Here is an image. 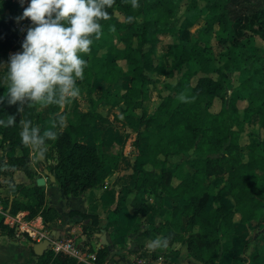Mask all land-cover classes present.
I'll list each match as a JSON object with an SVG mask.
<instances>
[{
	"label": "trees",
	"instance_id": "16d2710c",
	"mask_svg": "<svg viewBox=\"0 0 264 264\" xmlns=\"http://www.w3.org/2000/svg\"><path fill=\"white\" fill-rule=\"evenodd\" d=\"M199 1H203L205 9L202 29L198 28L190 40L167 43L171 57L168 74L175 67L183 65L184 69L175 82H162L167 92L159 94L161 101L155 114L145 110L143 100L150 95L151 87L148 85L154 87L162 81L160 76L166 75L162 59L155 62L152 54L159 41L158 32L171 29L177 23L176 0H138L139 7L135 9L126 0H115L114 6L107 9L110 19L102 21L101 38L90 45V54L83 56L88 66L84 70V79L77 81V85L84 83L90 93L97 79L104 80L108 89L97 101L106 102L109 88L119 87L122 78L123 69L117 60H125L131 84L120 92L121 116L116 114L115 118L135 131L134 145L138 144L139 136L147 138L148 155V159L132 173L136 195L130 202L140 222L144 221L149 210L153 211L156 220L148 225L161 237L168 238V247L177 242L184 243L190 256L204 263H214L221 251L230 248L236 214L238 221H254V227L264 222V133L261 132L264 129V78L258 79L256 84L252 79L253 72L264 69L257 63L260 54L248 47L253 45L254 33L264 41V18L260 19L263 24H258L255 32L246 30L244 26L238 32L235 30V24L243 17L258 14L264 9V0H188L184 15L187 19L193 21L201 14ZM118 13L125 18L133 17V20L128 22ZM13 27L12 13H0V56L7 63L11 54L23 51V40ZM203 29L214 30L217 42L223 46L219 55L213 53L207 44ZM26 35L27 30L23 34L24 39ZM108 38L116 42L107 44ZM100 49L104 50L100 52ZM105 53L113 57L109 59ZM152 72L154 77L149 75ZM235 72L237 83L234 82ZM5 86L0 78V96L6 92ZM244 90L248 94L242 112L248 116V123L254 115L257 116L255 131L258 134L255 139L241 143L247 121L242 118L238 100L244 98ZM181 95L185 99H180ZM215 99L219 100V106L212 109ZM95 101L90 99V110L79 112L77 102L73 100L64 111L67 124L61 130L56 129V140L46 141L43 155L50 159L49 171L63 194H82L96 184L97 172L101 168L115 167L120 158L119 152L101 149V130L94 131L96 143L93 145L78 139L86 136L90 122L96 119L108 121L96 108ZM17 108L18 105H8L7 102L0 104V119L15 115L16 118L31 120L41 132L49 127L54 114L59 111L56 106H49L50 115L42 119L39 105H25L22 113H18ZM134 109H140V114L135 115ZM20 131L21 126L17 123L13 127L0 126V148L17 137ZM171 155L181 157L180 162L173 163L177 170L167 168ZM8 160L24 169L28 176L34 175L27 155L12 153ZM183 162L194 167L192 173L181 169ZM211 175L223 177V182L209 188L203 179ZM11 189L12 193L19 192L25 197L24 201L13 199L11 212L20 208L27 209L29 216L38 212L44 201L42 187L12 183ZM225 190L232 201L228 208L221 201ZM140 191L152 196L151 204L138 196ZM211 194L215 206L208 208L206 203ZM164 196H186L187 201L167 209L160 216ZM79 214L87 234L85 244L92 250L89 239L94 237V231L99 227V218L94 214ZM184 216L186 222L182 227ZM251 239L244 240L243 245ZM108 253L106 245L96 250V262L104 264ZM38 261L40 264H87L51 248L38 255Z\"/></svg>",
	"mask_w": 264,
	"mask_h": 264
},
{
	"label": "crops",
	"instance_id": "0c3cea01",
	"mask_svg": "<svg viewBox=\"0 0 264 264\" xmlns=\"http://www.w3.org/2000/svg\"><path fill=\"white\" fill-rule=\"evenodd\" d=\"M11 13L14 19L13 29L16 32L18 31L17 28H19L18 25L21 26L22 24L30 27V24H26L25 20H23L24 23H16L19 18L13 7H11ZM106 57L108 58V56ZM6 64L7 61L0 56V65H3L0 66L2 69L0 70V78L3 84H7ZM130 84V76L125 69L120 80L119 93L114 88H109L107 101L98 102L97 99L102 92L108 89V83L102 79H97L90 93H88L84 83H79L77 86L80 89V95L75 99L77 111L90 110L92 108L90 99L96 100L97 109H99V106L109 109L112 108L113 104H116V108L120 111L122 104L120 92ZM49 115L48 107H40V117L42 119ZM65 117L66 125L68 120L66 115ZM20 119L19 117L16 118L17 124H19ZM256 120L257 116H254V121L256 122ZM89 125L86 136L78 139L86 144L93 145L96 143L94 131L101 130V149L106 152H119L120 158L117 165L115 167L106 166L101 168L97 172L96 184L87 188L82 194H63L54 181H51L41 169V166L49 169L50 159L45 158L44 155L43 159H38L36 150L25 147L21 142L20 135H18L12 141H7L5 147L0 148V203L5 210L11 212L13 199H22L24 201L25 197L22 194L19 192L12 193L11 189L12 183H22L26 186L38 185L44 190V201L36 214L29 216L28 210L24 208L16 210L22 211L25 217L32 219L39 228L48 231V237L44 238L73 236L77 241L85 243L87 234L83 230V220L79 213L98 216L99 227L94 231V237L89 240L94 248L91 251L96 253V250L104 245L100 242V237L96 232L103 231L106 233V238L113 250H108L109 253L104 257L106 259L104 264H135V258L138 254H148L152 258L162 256L173 264H242L241 262L244 264H264V222L254 227V221H249L248 223L238 221L237 214L235 215L233 229L230 234V248L221 251L218 255V260L214 263H204L193 258L188 254L186 245L181 242H177L172 247L167 246L166 248L149 250L147 245L157 237H161L160 233L154 231L148 225L156 218L153 216V211L149 210L144 216V221L140 222L130 202L131 198L136 195L135 179L132 176L134 168L148 159L146 150L147 138L139 136L138 144L134 145L133 140L136 138V134L130 128L127 131L129 135L134 133L133 139L128 142L126 134H122L113 123H105L96 119L90 122ZM120 125L123 124L120 123ZM63 128L57 129L61 130ZM253 139L255 138H251V140ZM9 146L14 150H11ZM242 149L243 152L246 151L244 147ZM12 153L27 155L29 165L35 171L33 176H28L24 169L9 162L8 157ZM175 157L177 159L178 156L172 155L168 159L171 161ZM182 167L184 171L190 173L194 170V167L188 163ZM167 168L177 170L170 162H167ZM174 179L176 180L177 178ZM203 181L205 185L211 188V186H218L222 183L223 177L205 176ZM138 196L148 204L153 201L152 196L144 192L140 191ZM186 201V196L176 198L164 196L163 206L159 211V215L162 216L167 209L175 205L180 206ZM221 201L226 208L232 205L227 190L223 192ZM206 206L208 208L215 206L212 194L209 196ZM72 211L76 213H72ZM185 222L186 216L183 218L182 227L185 226ZM247 238L252 239L244 246L243 241ZM38 240L32 239L26 233L17 234L12 227L5 223L0 215V264H40L38 254L33 251V245ZM47 248H51V246L48 245ZM92 262L93 264H100L95 259Z\"/></svg>",
	"mask_w": 264,
	"mask_h": 264
},
{
	"label": "clouds",
	"instance_id": "9594fccd",
	"mask_svg": "<svg viewBox=\"0 0 264 264\" xmlns=\"http://www.w3.org/2000/svg\"><path fill=\"white\" fill-rule=\"evenodd\" d=\"M21 4L24 0H20ZM135 9L138 0H126ZM115 0H30L19 19H30L32 26L22 43L23 51L11 54L6 64V92L0 104L42 108L56 106L49 127L41 132L31 120L20 119L21 142L40 154L46 149L47 140L57 139V128L65 126L66 107L80 95L77 81L84 79L90 54V45L103 34L102 21L110 19L108 8ZM129 22L133 17H129ZM114 30V26H113ZM3 66V65H0ZM180 99H185L181 95ZM15 115L0 119V126L13 127ZM168 238L157 237L148 245L149 250L166 248Z\"/></svg>",
	"mask_w": 264,
	"mask_h": 264
},
{
	"label": "rangeland",
	"instance_id": "374dc122",
	"mask_svg": "<svg viewBox=\"0 0 264 264\" xmlns=\"http://www.w3.org/2000/svg\"><path fill=\"white\" fill-rule=\"evenodd\" d=\"M29 2L30 0H24V3L21 4L20 0H0V13L11 12V7H13L16 14L18 15V18H20L23 16V11L28 6ZM176 2L178 3L177 16H179V18L177 19V23L171 29L170 28L162 29L158 32L157 36L159 38V41L157 45L155 46L153 50V54H152L153 60L155 62L158 60V58L162 59L161 61L166 66V72H165L166 75L165 74L161 75L160 78L162 81L157 83V85H155L154 87H152V84L148 85L149 87H151L150 95L143 100V104H144L145 110L149 114H155L157 112V106L159 102L161 101V97L159 96V94H165V92H167V89L163 88L162 82L163 81L175 82L177 78L182 74L183 69H184L183 65L180 66L179 68L175 67L172 70V73L168 74L171 57L169 56V53L167 50V43L178 42V41L184 42L186 40L192 39L197 29L198 28L202 29V25L204 24L203 15L205 13V9L203 8V4H204L203 1H199L198 3V6L202 8L201 14L197 18H195L193 21H191L190 19H187V17L184 16L187 13L186 7L188 4V0H176ZM119 16L129 22V19H128L129 17L125 18L121 14H119ZM261 18H264V9L260 10V13L258 14L243 17L240 22H237L235 24V30L238 32V30H240V27L244 26L246 30L255 32L256 26L258 24H263L260 21ZM23 20L26 21V24L29 23L30 27L32 26V22L30 19H18L16 23L17 24L24 23ZM18 27L19 28H17L18 29L17 32L19 36L21 37V39L24 41L23 34L29 27H26V25L23 26L22 24L21 26L18 25ZM203 33H204V37L208 40L207 44L212 49V52L215 53L216 55H219L220 51L223 49V46L217 42V39H216L217 37L215 36L214 30L213 29H203ZM115 42L116 40L113 38L107 39V44H114ZM252 42H253V45H250L248 47L252 51L260 54L261 58L257 63L260 64L264 69V41L261 38H259V36L256 33H254ZM119 44H121V42H119ZM103 50L104 49H100V52H102ZM105 55L108 56L109 59L113 57V55L110 53H105ZM117 61L124 71L126 69L125 60L119 58ZM0 70L2 69L0 68ZM149 75H151V77L155 76L153 72L150 73ZM252 77H253L252 78L253 83L256 84L258 79L264 78V71L253 72ZM194 80H195V77H193V81ZM237 81H238L237 72H235L234 82L237 83ZM112 88H114L115 91L119 93L118 85H115ZM242 93H243L244 98L238 100V106L241 108L240 109L241 112H242V107L246 104L245 96L248 94V91L244 90ZM218 106H219V100L215 99L212 105V109L213 108L217 109ZM98 108L101 111V113L108 119V121H105V123L106 122L113 123L122 134H127L125 136L128 142H130L133 139V133L135 131L129 135V133L127 132L129 130V127L120 125L121 122L115 118L116 114L121 116L120 111L116 108V104H113L112 108H109V109H107L106 107H102V106H99ZM134 112H135V115L137 113L140 114V109H134ZM254 116L251 118L250 120L251 122L248 123V116L242 112V118L243 120L247 121V123H245L244 131L242 132V135H241V143H244L245 141H248L249 139L251 140V138H255L256 135L258 134L255 131L257 130V127L255 126ZM134 118L136 120V117ZM261 132L264 133V129H261ZM180 160H181V157L180 158L177 157V159L175 157V158H172L171 161L168 159L167 162H170V163L172 162L173 164L175 162H180ZM184 164H187V163L183 162L181 164V167L184 166ZM181 169L184 170L183 167Z\"/></svg>",
	"mask_w": 264,
	"mask_h": 264
},
{
	"label": "built area",
	"instance_id": "2783aa9c",
	"mask_svg": "<svg viewBox=\"0 0 264 264\" xmlns=\"http://www.w3.org/2000/svg\"><path fill=\"white\" fill-rule=\"evenodd\" d=\"M1 199V197H0ZM0 215L2 216L5 223L12 227L17 234L26 233L32 239L38 240L48 237V231L39 228L35 222L25 217L22 211L10 212L5 210V208L0 203ZM51 249L55 252H64L76 258L77 261L85 262L87 264H93V260L96 258L95 251L88 249V246L84 242H79L73 236H63V237H52ZM135 264H170L162 256L157 258H152L148 254H138L135 258Z\"/></svg>",
	"mask_w": 264,
	"mask_h": 264
},
{
	"label": "water",
	"instance_id": "95a60500",
	"mask_svg": "<svg viewBox=\"0 0 264 264\" xmlns=\"http://www.w3.org/2000/svg\"><path fill=\"white\" fill-rule=\"evenodd\" d=\"M36 155L38 159H43V154H40L38 151H36ZM41 169H43V171L48 175L49 179L51 181H54V175L49 171V169L41 166ZM96 234L100 237V242L104 245L107 246L108 250H113V247L110 246L107 238H106V233L103 231H99L96 232ZM51 244V240L48 238H43L41 240H38L34 243L33 245V251L35 252V254H42L43 251L48 247V245Z\"/></svg>",
	"mask_w": 264,
	"mask_h": 264
}]
</instances>
